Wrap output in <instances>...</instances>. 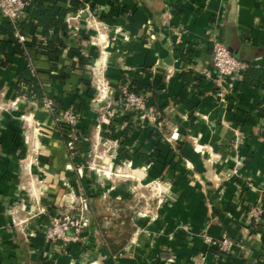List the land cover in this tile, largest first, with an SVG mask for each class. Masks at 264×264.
Masks as SVG:
<instances>
[{
  "label": "crops",
  "instance_id": "obj_1",
  "mask_svg": "<svg viewBox=\"0 0 264 264\" xmlns=\"http://www.w3.org/2000/svg\"><path fill=\"white\" fill-rule=\"evenodd\" d=\"M68 6L59 0L58 8ZM41 31L33 25L26 41L12 38L9 64L0 66L1 95L13 103L0 107V264H264V219L249 214L264 202V87L244 81L247 69L218 79L212 56L218 38L248 66L264 68V0H86L58 30L62 55L27 47V64L21 50ZM92 64L115 87L127 78L153 87L142 93L160 112L157 124L135 116L124 134L120 113L107 126L115 153L165 192L134 210L124 197L82 190L60 128L42 106L51 99L85 107L81 123L92 125L103 106L90 101L82 78ZM34 74L43 101L16 96L19 77ZM22 118L35 127L25 129ZM80 193L89 205L83 241H51L52 216ZM130 213L135 230L122 246ZM106 236L120 244L116 255ZM224 237L234 242L230 253L214 243Z\"/></svg>",
  "mask_w": 264,
  "mask_h": 264
},
{
  "label": "rangeland",
  "instance_id": "obj_2",
  "mask_svg": "<svg viewBox=\"0 0 264 264\" xmlns=\"http://www.w3.org/2000/svg\"><path fill=\"white\" fill-rule=\"evenodd\" d=\"M102 68L103 67H99L96 64L89 65V69H91L93 73L86 78L82 76L84 80L88 81L86 84L93 90L92 93H89L90 101L94 100L103 105L102 108L98 110L99 115L96 121L92 123V125H82L81 118L85 116L83 112L85 107L68 108V110L73 111V114L77 117V125L70 127L62 123V125H66V127L59 126L58 124L61 122L58 121L57 118H55V120L60 129L67 130L68 134H73L72 138L75 136H78L79 139L81 138L85 146L83 151H79L69 147L68 140L66 141L69 155L75 164V171L83 179L81 183L82 190L85 193L88 192L92 196L96 194L100 195L103 200L113 198V195L124 197V201L128 205H131L132 210H134L137 206L141 207L145 202L151 203L155 198L163 197L165 192L161 188L160 181L155 182L151 180L148 174L139 175L135 172L138 167H135L130 160L123 159L115 153L118 143L112 138L113 129L107 126H110L111 121L116 118L117 115L126 113L127 105L124 100L125 96L123 89L131 84L132 79L127 78L124 83H120L115 87L109 82V78L103 72L101 73ZM14 82L15 81H13V83ZM3 89L4 88H0V107L8 109L13 103L10 102L12 101L11 99H3L1 95ZM7 101L9 104L4 105ZM50 102H52L51 106L58 104L54 100L47 99L43 102L42 106L48 110V112L53 113L52 108L49 106ZM3 109H0V112H3ZM22 111H20L21 115H26L27 109ZM22 120L25 129L28 127L30 130L31 127H35L32 125L31 121L26 118H22ZM142 120L144 121L146 119ZM148 122L157 124L159 121L151 122L149 120ZM67 138L69 139L70 137ZM111 161L114 165H112ZM110 163L111 168L109 166ZM97 184H103L102 189H98ZM112 186L114 187L113 189L111 188ZM77 199H79V204L76 203ZM86 202L87 199L85 195L81 193L76 195L75 199L68 203L67 210L64 213L52 216L47 230L54 228L56 224L60 225L63 223L64 218L69 215L75 223L77 221L79 222L78 225L71 228V233L74 234L75 238L68 241L62 240L61 242L70 243L72 241H83L82 239L85 237L83 232L87 229L89 217V205L88 203L86 205ZM107 225L110 226L111 224ZM77 228H79V231L75 230ZM50 240L53 242L57 241L54 239Z\"/></svg>",
  "mask_w": 264,
  "mask_h": 264
},
{
  "label": "trees",
  "instance_id": "obj_3",
  "mask_svg": "<svg viewBox=\"0 0 264 264\" xmlns=\"http://www.w3.org/2000/svg\"><path fill=\"white\" fill-rule=\"evenodd\" d=\"M58 2L59 0H30L24 17L15 21L8 19H2L0 21V66L4 67L9 64L8 55L11 39L18 34L25 35L29 32L30 27L33 25L41 28L42 31L40 36H34L30 42H25L24 47L21 50L24 61L27 64L29 63L28 55L26 54L27 47L42 50L52 59H57L62 55L66 46L62 43L59 31L62 30L68 14L77 12L83 8L86 0H69V6L67 8H58ZM2 56L4 57L1 58ZM26 71L29 72V68L26 67ZM245 80L250 83H258V85L264 87V68L249 65L244 78V81ZM122 83H124V81ZM152 88L151 83H143L141 81L134 80L131 84H129L128 90L136 94H143V91H151ZM16 96H23L31 101H43L46 99L45 90L37 74H34L31 77H19ZM63 110L65 109L59 104L52 106V114L54 118H57L58 114H60ZM126 110L125 120L128 122V125L124 134H128L131 129L135 127L136 123L132 120V117L136 116L139 120H142L144 116L143 110H132L129 108H126ZM58 125L63 126L62 123ZM60 133L66 142L68 140L67 137H69L67 130L60 129ZM73 148L83 151L84 145L81 138L74 141ZM94 210H96L95 207ZM104 217V215H98L97 218L102 232L106 231L104 227ZM132 217L133 215L130 213L124 220V229L121 233L122 246L128 242L135 230L132 226ZM262 219H264V210L262 213ZM119 245L116 244V239L114 237H105L104 246L110 250L112 255H116Z\"/></svg>",
  "mask_w": 264,
  "mask_h": 264
},
{
  "label": "built area",
  "instance_id": "obj_4",
  "mask_svg": "<svg viewBox=\"0 0 264 264\" xmlns=\"http://www.w3.org/2000/svg\"><path fill=\"white\" fill-rule=\"evenodd\" d=\"M30 0H0V17L2 19H8L15 21L26 15V8L29 5ZM21 41H26L25 35H17ZM213 63L217 73L218 79H224L226 77H236L243 70L247 69L248 64L239 58H237L230 48L218 38L213 42ZM129 85L123 89L127 108L132 110H143V119L150 120L151 122H158L160 112L158 108L152 104H148L147 96L144 94H136L128 90ZM50 102L49 106H51ZM57 120L61 123H65L70 127L77 125V117L73 114V111L65 109L63 110ZM68 139L69 147H74V141L78 139V136L72 138L73 134H69ZM87 205V203H86ZM264 210V202L256 205L249 210L250 217L255 223L262 221V213ZM78 221L75 223L71 216H66L64 222L56 224L54 228L47 230V236L49 239L68 241L74 237L71 233V228L78 225ZM79 231V228L75 229ZM211 241V239H209ZM222 252L230 253L233 249L234 242L229 237H224L214 242Z\"/></svg>",
  "mask_w": 264,
  "mask_h": 264
},
{
  "label": "water",
  "instance_id": "obj_5",
  "mask_svg": "<svg viewBox=\"0 0 264 264\" xmlns=\"http://www.w3.org/2000/svg\"><path fill=\"white\" fill-rule=\"evenodd\" d=\"M28 1V0H27Z\"/></svg>",
  "mask_w": 264,
  "mask_h": 264
}]
</instances>
